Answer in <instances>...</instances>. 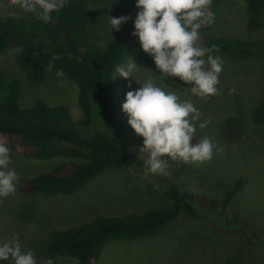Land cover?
Listing matches in <instances>:
<instances>
[{"label":"rangeland","instance_id":"obj_1","mask_svg":"<svg viewBox=\"0 0 264 264\" xmlns=\"http://www.w3.org/2000/svg\"><path fill=\"white\" fill-rule=\"evenodd\" d=\"M89 11L91 20L87 38L104 45L114 31L108 23L109 16L132 17L139 9L135 0H96L89 6ZM26 13L12 0H0V16ZM215 16L211 28L199 29V43L203 46H207V41L213 37L253 39L264 36V8L257 29L246 27L244 0H220ZM15 54L14 46L0 54V69L6 78L19 81V105L28 106L34 100L42 99L49 104L67 106L74 118L81 116L77 103L78 87L74 81L66 76L58 77L57 70L47 68L41 82L30 84L25 72L15 65ZM214 54L223 58L218 85L220 94L202 99L192 95L191 85L178 77L164 78L151 55L131 51L129 56L139 65L133 77L125 79L115 71L114 77L117 76L112 81L116 114L128 133L123 147L127 163L106 169L99 177L70 194L20 193L17 185L23 179L73 160L65 157L27 158L17 153L13 145L6 144L12 160L9 167L15 169L19 180L14 194L0 198V243L15 235L22 250L31 249L35 253L37 264H47L49 259L53 264H75V258L64 255L38 256L47 247L52 230L86 222L97 213L123 215L163 206L169 202L170 188L219 198L224 191L219 180L242 176L246 182L230 201L228 214L195 202V217L180 214L155 236L113 241L104 247L92 264H223L237 245L243 247V264H264V125L255 124L251 117L253 107L264 96V58L233 60L226 55ZM129 56L119 65L127 64ZM148 76H152L159 86L177 91L181 99H190L199 109L201 117L195 122L197 130L193 143L208 136L222 145L224 151L214 152L212 160L204 164L170 160L167 175H146L144 168L148 154L140 151L143 137L128 124L122 103L126 92L138 89L139 83L142 84ZM232 88L235 92L230 94ZM91 116L92 124L81 128V133L108 129L98 108H92ZM227 116L238 117L241 123V132L232 142H227L219 129L220 122ZM205 120L210 122L200 128L199 124ZM248 239H252L251 242ZM0 264H9V261L0 260Z\"/></svg>","mask_w":264,"mask_h":264},{"label":"trees","instance_id":"obj_2","mask_svg":"<svg viewBox=\"0 0 264 264\" xmlns=\"http://www.w3.org/2000/svg\"><path fill=\"white\" fill-rule=\"evenodd\" d=\"M95 1L67 0V5L59 13H51V23L38 20L31 12L0 16V54L14 46V63L25 72L30 84L41 82L52 57H58L52 69H63L64 76L76 83L77 103L81 110V116L74 118L67 106L49 104L42 99H36L28 106L19 105V81L6 78L0 69V141L13 145L17 153L27 158L65 157L73 160L23 179L17 185L20 193L70 194L99 177L106 169L127 163L123 147L128 133L116 114L112 81L116 67L128 59L131 51H144L138 37L132 35L136 14L122 24L119 31L114 29L104 45L87 38L91 20L89 6ZM244 1L246 27L257 29L261 25L264 0ZM219 3L220 0H212L210 10L214 14ZM214 23L211 26L204 24L201 28L209 29ZM212 45L219 47L218 54L233 60L264 58V36L253 39L213 37L207 41V47ZM93 107L98 108L108 129L89 130L90 133L83 134L81 128L92 124ZM251 117L255 124L264 125V96L253 107ZM219 129L221 136L232 142L241 132L240 120L227 116L220 122ZM245 182L242 176L219 180L218 184L224 188L219 198L170 188L169 202L163 206L123 215L97 213L86 222L52 230L47 247L38 256L64 255L75 258V264H92L104 247L113 241L155 236L180 214L195 217V202L228 214L230 201ZM242 253V246H234L223 264H243Z\"/></svg>","mask_w":264,"mask_h":264},{"label":"clouds","instance_id":"obj_3","mask_svg":"<svg viewBox=\"0 0 264 264\" xmlns=\"http://www.w3.org/2000/svg\"><path fill=\"white\" fill-rule=\"evenodd\" d=\"M12 3L25 12L34 13L38 20L51 23V13H59L67 0H12ZM211 4L212 0H135L139 11L132 35L138 37L141 48L152 56L164 78L178 77L191 85L192 95L202 99L220 94L219 75L223 71V58L214 54L219 52V47L199 43L201 26H211L215 22ZM129 19L128 15L109 16L111 31H119ZM56 59L58 57L53 56L50 60L49 70ZM138 66L129 56L127 64L118 65L116 72L128 79L133 77ZM56 75L64 77L63 69H58ZM139 84L138 89L126 92L122 111L134 132L143 137L140 151L148 154L146 175H167L169 159L204 164L212 160L214 152L224 151L222 145L208 136L192 142L197 130L195 122L200 120L201 113L190 99H181L177 91L159 86L152 76ZM229 91L234 93L235 88ZM209 122L205 120L199 127L205 128ZM11 163L9 147L0 142V198L16 192L19 176L9 167ZM0 260L9 261V264H37L35 253L31 249L22 250L15 235L0 243ZM47 264L53 261L49 259Z\"/></svg>","mask_w":264,"mask_h":264}]
</instances>
